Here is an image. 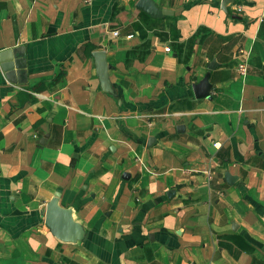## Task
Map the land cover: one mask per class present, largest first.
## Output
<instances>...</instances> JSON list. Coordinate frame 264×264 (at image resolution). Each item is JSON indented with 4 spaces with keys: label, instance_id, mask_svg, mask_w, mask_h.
Here are the masks:
<instances>
[{
    "label": "crops",
    "instance_id": "0c3cea01",
    "mask_svg": "<svg viewBox=\"0 0 264 264\" xmlns=\"http://www.w3.org/2000/svg\"><path fill=\"white\" fill-rule=\"evenodd\" d=\"M138 1L0 0V264H264V0Z\"/></svg>",
    "mask_w": 264,
    "mask_h": 264
},
{
    "label": "water",
    "instance_id": "95a60500",
    "mask_svg": "<svg viewBox=\"0 0 264 264\" xmlns=\"http://www.w3.org/2000/svg\"><path fill=\"white\" fill-rule=\"evenodd\" d=\"M229 0H223L222 2V9L224 11H226V5L228 3ZM137 7L148 10L152 13H158V11L155 9L154 5L149 1V0H139L137 3ZM166 10H161L162 14H166ZM95 56L98 58L99 62H98V73L100 75H104L105 73V62L102 59L103 55L101 52L95 54ZM207 80H203L200 84H198L195 88L196 91V95H202L204 92L205 87L207 86ZM46 212H45V223H47L51 228L54 227V225L56 224V218H55V214L52 210V208H49V205H46Z\"/></svg>",
    "mask_w": 264,
    "mask_h": 264
},
{
    "label": "built area",
    "instance_id": "2783aa9c",
    "mask_svg": "<svg viewBox=\"0 0 264 264\" xmlns=\"http://www.w3.org/2000/svg\"><path fill=\"white\" fill-rule=\"evenodd\" d=\"M89 0H85V2H88ZM264 21V15L259 19V22H263ZM113 36H118V32H112ZM166 51H169V48H166ZM238 70L240 72V74L245 75L246 74V64L245 62H241L238 66Z\"/></svg>",
    "mask_w": 264,
    "mask_h": 264
}]
</instances>
